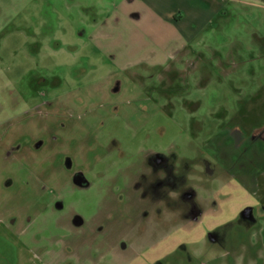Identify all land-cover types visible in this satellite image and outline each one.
I'll return each instance as SVG.
<instances>
[{"label": "rangeland", "instance_id": "rangeland-1", "mask_svg": "<svg viewBox=\"0 0 264 264\" xmlns=\"http://www.w3.org/2000/svg\"><path fill=\"white\" fill-rule=\"evenodd\" d=\"M66 1L0 0V220L44 264H264L235 173L264 143V0H212L162 66Z\"/></svg>", "mask_w": 264, "mask_h": 264}, {"label": "crops", "instance_id": "crops-1", "mask_svg": "<svg viewBox=\"0 0 264 264\" xmlns=\"http://www.w3.org/2000/svg\"><path fill=\"white\" fill-rule=\"evenodd\" d=\"M88 1L91 5L84 3L79 6L82 2L67 0L66 8L69 10L77 5L81 9L77 19L90 28L89 37L99 42L111 41L116 37L126 42L124 51L131 57L147 53L146 58L151 59L149 64L152 66H162L165 62L158 61L159 58L180 52L185 43L195 38L196 27H206L219 7L212 0ZM91 9L99 10L96 16L88 12ZM249 126H245L246 131ZM258 142L257 148H254L255 143L252 145L255 151L249 150L252 155L250 165H243L235 173L245 187L250 177L258 178L260 194L257 200L264 209V166L258 162L262 158L264 160V143ZM247 147L251 146L245 145ZM0 264H44L5 220H0Z\"/></svg>", "mask_w": 264, "mask_h": 264}, {"label": "flooded vegetation", "instance_id": "flooded-vegetation-1", "mask_svg": "<svg viewBox=\"0 0 264 264\" xmlns=\"http://www.w3.org/2000/svg\"><path fill=\"white\" fill-rule=\"evenodd\" d=\"M150 164H151V166H152V169H153L154 171H157V172H158L159 169H161L162 166H163L162 161H160V160H158V159H155V158H152V159L150 160ZM158 183H159V181L156 180L155 182L150 183L149 186L153 187L154 185L156 186ZM158 186H159V185H158Z\"/></svg>", "mask_w": 264, "mask_h": 264}]
</instances>
